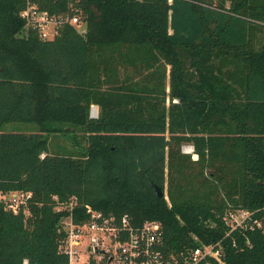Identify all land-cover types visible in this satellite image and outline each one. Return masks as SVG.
<instances>
[{"label":"trees","instance_id":"trees-1","mask_svg":"<svg viewBox=\"0 0 264 264\" xmlns=\"http://www.w3.org/2000/svg\"><path fill=\"white\" fill-rule=\"evenodd\" d=\"M68 2L82 29L47 41L25 27V0H0V193L32 195L17 214L0 202V264L67 262L54 196L77 198L76 223L86 207L158 222L164 260L212 246L200 264H264V0L40 6ZM57 136L70 145L51 151ZM237 212L250 217L234 229Z\"/></svg>","mask_w":264,"mask_h":264},{"label":"built area","instance_id":"built-area-1","mask_svg":"<svg viewBox=\"0 0 264 264\" xmlns=\"http://www.w3.org/2000/svg\"><path fill=\"white\" fill-rule=\"evenodd\" d=\"M40 4L41 0H25L20 17L25 27L36 32L41 39L53 40L64 25L82 29L80 17L70 2L66 12L59 14H49ZM90 115L97 116L94 107ZM182 151L192 153L193 148L185 146ZM31 197V193H0V202L6 210L17 214L21 207L27 206ZM53 200L56 212L70 214L61 223L65 234L61 246V253L67 258L65 264H200L206 257L219 258V253L212 246H202L194 249L183 263L164 260L159 249L162 228L158 222L146 221L139 227H133L126 215L116 219L86 207L87 218L76 223L72 220V211L77 206V198L73 196L60 203L54 196ZM249 217L248 212H237L225 220L235 229Z\"/></svg>","mask_w":264,"mask_h":264},{"label":"rangeland","instance_id":"rangeland-1","mask_svg":"<svg viewBox=\"0 0 264 264\" xmlns=\"http://www.w3.org/2000/svg\"><path fill=\"white\" fill-rule=\"evenodd\" d=\"M140 58H141V56L135 55L133 51H130L128 53V60H134V59L137 60V59H140ZM124 67H125V65H124ZM168 70H169V68H168ZM131 73H132V70L130 69L129 70V74H131ZM143 84H144L145 88H147L148 90H150V87L149 86L145 85V83H143ZM166 90L168 91V89H166ZM166 106H168V102H166ZM92 107H94L96 109V111H97V116L96 117H92V118L96 119L98 117V115H99V111L100 110H99V107L97 105L90 106V110H91ZM23 126L24 125H21V124H8V125H6L4 127V129L10 128V127L17 128V129H21V127H23ZM52 141H53L52 143L48 144L49 147H50V149H51V151H54L56 149L53 144H57V145H60L61 144V146L62 145H70V142H68V141H65L63 139L60 141V138L58 136L55 137L54 139H52ZM69 148H71V147L69 146ZM186 154H192V156H193V153H186ZM164 195H166V194H164Z\"/></svg>","mask_w":264,"mask_h":264},{"label":"crops","instance_id":"crops-1","mask_svg":"<svg viewBox=\"0 0 264 264\" xmlns=\"http://www.w3.org/2000/svg\"><path fill=\"white\" fill-rule=\"evenodd\" d=\"M109 61H110L109 63H110L111 66H114V67H118V68H119L120 65H121L120 62H119V64H117L118 61H115V59H113V60H109ZM91 106H95V105H91ZM89 118H92L91 115H90V112H89ZM92 119H94V118H92ZM80 141H81V140H80ZM77 145H79V144H77ZM84 145H85V144H82L81 146L79 145L78 148H80V147H81V148H84ZM72 148H73V147H72Z\"/></svg>","mask_w":264,"mask_h":264},{"label":"water","instance_id":"water-1","mask_svg":"<svg viewBox=\"0 0 264 264\" xmlns=\"http://www.w3.org/2000/svg\"><path fill=\"white\" fill-rule=\"evenodd\" d=\"M192 158H193V160L198 159L197 155H194V154H193ZM154 188H155V191L157 193V196L159 198H161L163 196V193H162L161 189L159 187H156V186Z\"/></svg>","mask_w":264,"mask_h":264}]
</instances>
